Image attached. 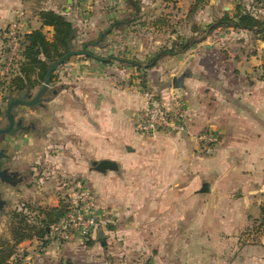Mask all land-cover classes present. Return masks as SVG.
<instances>
[{
	"label": "rangeland",
	"instance_id": "1",
	"mask_svg": "<svg viewBox=\"0 0 264 264\" xmlns=\"http://www.w3.org/2000/svg\"><path fill=\"white\" fill-rule=\"evenodd\" d=\"M133 1L137 5L136 9L127 0H21L17 9L27 12L29 22L35 17L38 19L39 11L52 9L72 22L77 29L74 51L85 49L86 54L71 57L65 64L71 59L84 58L94 66H110L114 71L111 77L117 75L116 79L119 80L115 82V88L121 86L122 94L130 91L132 98L137 96L141 99L140 96L149 92L161 101L160 96L149 87L145 70L153 68L161 58L167 56L161 55V51L173 48L180 51L175 44L191 45L194 41L192 39L198 38V35H190L189 25H205L212 20L204 15L198 22L197 13V19L193 15L186 22L181 15H185L187 4H178L179 0ZM261 1L262 3H257V0H220L215 6L222 12L229 10L232 15L235 5L240 4L250 12L264 16L259 10L261 4L264 5V0ZM28 25L30 27L29 23ZM95 25L98 28L91 29ZM97 41L99 44L95 46ZM90 54L104 62L90 58ZM157 54H160V58L154 66L147 67ZM55 72V79L43 95L41 104L31 107L17 105L13 108L15 124L21 121L25 129L0 135V151L4 153H8V148L3 141L9 134H14L12 137H15L29 131L31 135L47 137L44 141L37 137L41 146L26 145L27 156L31 154L34 158L27 163L11 161L3 153L4 168L19 171L23 178L22 183H17L16 186L0 181V239L10 240L14 235L15 222L11 219V212L14 210L29 214L30 210L36 212L40 207H52L57 201L68 204L80 188L87 187L95 194L103 215L102 226L105 228L101 230L105 236V244L102 245L97 237L54 242L48 236L49 243L60 246H53V252L47 256H42L45 252L39 253L40 250H37L36 256L26 264H41L44 261H52L51 264H210V260L225 264L224 253L218 257L217 252H214H224L225 239H211L209 219L224 216L226 209L199 200L200 195L194 191L192 173L187 172L185 182L177 184L176 173L182 160H179V155L188 152L185 143H181L182 137L167 133L140 134L137 119L143 108L141 99V106H135L127 127L121 130L124 133L118 135V140L115 139L116 131L107 132L105 151L91 148L87 152L90 144L96 142H92V138H81L67 127L66 123L71 120L66 118V113L74 105V101L64 93L69 84H66L65 79H58L59 74ZM1 80L0 129L8 125L4 115L8 106L5 88L7 81ZM96 92L98 91H87L86 98H89L91 107L98 105V98L99 102L104 99V94L95 95ZM33 96L29 92L26 101H30ZM76 97L80 101L84 99L80 94ZM16 98L22 97L20 95ZM105 98L110 105L106 103L107 108L114 109L116 102L110 101L108 95ZM49 102L53 105L51 109L47 106ZM127 104H130L128 100ZM23 107L32 108L33 111L26 114ZM105 119H108L106 114ZM52 132L53 135H50ZM82 148L85 151L82 152ZM202 154L208 155L204 152ZM97 155L115 156V159L109 161L115 162L117 168L96 171L97 163L105 160L93 158ZM158 169L174 173L169 176L171 182L164 191L162 189L165 187L158 185L161 176L153 175ZM161 191L170 197L165 202L160 199L161 196L158 197ZM30 215L34 217L37 214L31 212ZM109 226L112 230H108ZM251 226L245 229V233H252ZM251 241L253 240L246 239V242ZM25 247L26 245L21 244L17 246L20 257ZM164 248L170 252H163ZM23 261L21 264H25Z\"/></svg>",
	"mask_w": 264,
	"mask_h": 264
},
{
	"label": "crops",
	"instance_id": "2",
	"mask_svg": "<svg viewBox=\"0 0 264 264\" xmlns=\"http://www.w3.org/2000/svg\"><path fill=\"white\" fill-rule=\"evenodd\" d=\"M19 1L21 0H0V30L13 19ZM219 1L207 0L194 13H190L189 8L195 0H179L178 4H187L185 15H181L186 22L190 16L195 17L197 13L199 20L195 18L198 22L204 15L212 21L205 25H189L190 35H198V38L192 39L193 43L187 45L189 47L186 50L164 56L153 68L145 70L146 79L149 87L160 96L165 105L172 104L173 96H179L183 100L186 123L191 134H175L181 136V143L188 147L187 154L179 155V160H182L176 173L177 184L185 182L187 172L192 173L194 191L200 195L199 200L226 209L224 216L209 219L211 239H225L224 252H214H217L218 257L224 253L225 264H264V233H245L246 228L261 218V208L264 205V41L256 39L252 31L227 25L209 27L213 20H217V16L221 18L224 13H229V10L222 12L216 8L215 5ZM229 15L231 16V13ZM29 24L26 32L41 27L36 17ZM97 28L96 25L91 27L93 30ZM42 30L50 39L51 28L45 27ZM178 39L180 41V37ZM112 72L114 71L110 66H94L84 58L71 59L55 72L59 74L58 79H65L66 84H69L64 93L74 101V105L72 104L66 113V118L71 120L66 123L67 127L81 138H92V142H96L90 144L87 152L91 148L95 151L96 148L98 151H105L106 133L116 131L115 139L118 140L117 137L124 133L121 130L126 129L135 106H141V99L144 105L142 96L141 99L137 96L132 98V92L122 94L121 86L115 88V82L119 80L116 79L117 75L111 77ZM39 89L40 87L26 90L25 93L28 91L35 96ZM90 90H97L95 95L104 94V99L99 102L98 98V105L92 107L89 106V98H86L87 91ZM24 94L21 95L22 98ZM77 94L84 96V99L80 101L76 97ZM107 95L110 101L116 102L114 109L107 108ZM127 100L130 104H127ZM51 102L47 105L49 109L53 108ZM23 108L26 114L33 111L32 108ZM105 114L108 119H105ZM202 131L211 132L217 137V142L208 155L202 154L201 147L194 138V135ZM9 135L3 141L8 153H3L10 157L11 161L26 163L34 160L31 154L27 156L26 145L41 146L42 143L37 141V137L43 141L47 138L37 134L32 136L29 131L15 137H12L14 134ZM50 135H53V132ZM83 151L85 148H82ZM93 158L113 160L116 157L97 155ZM4 160H1L3 168ZM163 170L158 169L153 173L155 176H161L158 185L165 187L162 191L170 185L169 176L174 175L171 170ZM18 172L16 173L19 174ZM18 178L23 177L19 174ZM204 184L208 185L207 192H201ZM162 191L158 197L161 196L160 199L165 202L170 197ZM59 202L52 207L59 206ZM115 221L117 222V219ZM102 225L91 239L97 237L98 232L105 228ZM223 234L225 237H222ZM246 239L253 241L246 242ZM73 241H79V238L76 237ZM24 243L21 245H26V249L23 255L18 257L24 260L25 264L36 256L37 250H40L39 253L45 252L42 256H47L53 252V246H60L48 243L42 248L36 239ZM163 252L170 250L164 248ZM199 255L202 256L200 253ZM51 263L52 261H44L41 264ZM210 264L220 263L210 260Z\"/></svg>",
	"mask_w": 264,
	"mask_h": 264
},
{
	"label": "trees",
	"instance_id": "3",
	"mask_svg": "<svg viewBox=\"0 0 264 264\" xmlns=\"http://www.w3.org/2000/svg\"><path fill=\"white\" fill-rule=\"evenodd\" d=\"M136 9L137 5L133 0H127ZM164 2H174L175 0H163ZM207 0H195L190 8V13H194ZM257 3H262L257 0ZM264 15V5L260 7ZM38 20L41 23L39 29L26 32L21 41L22 61L18 65L14 75L6 83V104L17 99L24 94L26 90L42 86L45 81L49 69L65 54L74 51V42L77 29L64 15L53 10H41L37 13ZM217 25H227L233 28L252 31L256 39L264 41V16L254 14L248 11L243 5H235L232 15L224 13L221 18L217 19L209 25L215 28ZM48 27L52 30V36L49 39L47 34L43 32V28ZM194 29V26L192 27ZM99 41L94 45L98 46ZM178 50L184 51L187 45H174ZM175 50L168 49L161 51V55H172ZM89 57L104 62L92 54ZM160 58V54L151 61L147 67L154 66L155 62ZM67 62V61H66ZM65 62V63H66ZM64 63V64H65ZM55 70L50 74V84L55 79ZM2 113L0 112V120ZM67 204L63 201L59 202L57 207H40L36 212L30 210V213L14 210L11 212V219L15 222L14 235L10 240L0 239V264H21L22 259L18 257L17 246L23 242L36 239L40 242V246L45 248L49 243V230L57 221L65 214ZM27 210V209H24ZM27 212H29L27 210ZM262 216L252 225V233L255 235L264 233V205L261 208ZM108 230H112L109 227ZM90 244V242L88 241Z\"/></svg>",
	"mask_w": 264,
	"mask_h": 264
},
{
	"label": "built area",
	"instance_id": "4",
	"mask_svg": "<svg viewBox=\"0 0 264 264\" xmlns=\"http://www.w3.org/2000/svg\"><path fill=\"white\" fill-rule=\"evenodd\" d=\"M28 23L27 12L18 9L13 19L0 30V82L3 81L1 79L8 81L22 61L21 41ZM143 99L144 106L137 119L140 134H191L181 97L173 96L171 105H165L149 92L143 94ZM194 138L205 154H209L217 142V137L208 131L199 132ZM102 216L93 191L87 187L80 188L67 204L65 214L49 230L50 239L54 242H69L76 237L87 240L103 224Z\"/></svg>",
	"mask_w": 264,
	"mask_h": 264
},
{
	"label": "water",
	"instance_id": "5",
	"mask_svg": "<svg viewBox=\"0 0 264 264\" xmlns=\"http://www.w3.org/2000/svg\"><path fill=\"white\" fill-rule=\"evenodd\" d=\"M83 54H86L85 49H82L80 51H71V52L65 54L61 59H59L49 69V71L46 75L45 81L42 84V87L39 89L37 94L30 101H26L29 98V92L28 91L24 94L23 98H19V99H15V100L11 101L6 108V118L8 121V125L6 128L0 129V135L11 133L14 130H20V129L24 130L25 128H23L21 121H17V123L15 124V118H14V115L12 113L13 108L17 105H23V106L31 107L34 105L41 104L43 102V95L45 94V92L47 91V88L50 85V74L58 66L63 64L69 58L74 57V56H78V55H83ZM14 125H15V127H14ZM3 157H4V154L2 151H0V181L5 183V184H8L10 186H16L17 183L21 182V179L18 178V174L16 172L9 171V170L2 167L1 160ZM116 168H117L116 163L113 161H109V160H102L99 163H97V165L95 166V170L98 172H104L105 170H115ZM207 191H208V185L204 184L202 189H201V192H207ZM1 205H2V202L0 201V206ZM104 239H105V236L103 235L102 231L100 230L97 234V240H101L102 245H104L105 244Z\"/></svg>",
	"mask_w": 264,
	"mask_h": 264
}]
</instances>
